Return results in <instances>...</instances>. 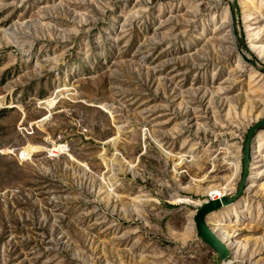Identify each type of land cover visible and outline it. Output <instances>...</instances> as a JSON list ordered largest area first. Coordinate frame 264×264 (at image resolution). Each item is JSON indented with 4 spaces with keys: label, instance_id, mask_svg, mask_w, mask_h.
<instances>
[{
    "label": "rangeland",
    "instance_id": "rangeland-1",
    "mask_svg": "<svg viewBox=\"0 0 264 264\" xmlns=\"http://www.w3.org/2000/svg\"><path fill=\"white\" fill-rule=\"evenodd\" d=\"M1 110L0 264H264V0H0Z\"/></svg>",
    "mask_w": 264,
    "mask_h": 264
},
{
    "label": "water",
    "instance_id": "water-1",
    "mask_svg": "<svg viewBox=\"0 0 264 264\" xmlns=\"http://www.w3.org/2000/svg\"><path fill=\"white\" fill-rule=\"evenodd\" d=\"M263 126L264 119L254 124L249 129V132L247 134V140L245 144L246 151L243 159V178L239 193L241 192L242 185L246 179V171L249 161V148L252 137ZM237 196L238 195L229 196L223 194V196H219L218 198H210L199 205L194 215V226L196 229L197 236L217 253L222 264H225L226 260L230 256V249L228 248L227 244L216 233V230H214L210 226L208 222V216L211 213L232 204Z\"/></svg>",
    "mask_w": 264,
    "mask_h": 264
},
{
    "label": "bare ground",
    "instance_id": "bare-ground-1",
    "mask_svg": "<svg viewBox=\"0 0 264 264\" xmlns=\"http://www.w3.org/2000/svg\"><path fill=\"white\" fill-rule=\"evenodd\" d=\"M33 150H35V149H33ZM167 153H168V151H167ZM169 153L171 154V152H169ZM239 169H240V165L239 164H236V174H237V172H238ZM228 190L229 189H227V188H225L223 190L222 189H219V188H213L209 192H210V194L215 195L218 198L219 196H222ZM220 236H221L220 238L223 241L229 240L228 239L229 238V233L227 231L222 232Z\"/></svg>",
    "mask_w": 264,
    "mask_h": 264
},
{
    "label": "built area",
    "instance_id": "built-area-1",
    "mask_svg": "<svg viewBox=\"0 0 264 264\" xmlns=\"http://www.w3.org/2000/svg\"><path fill=\"white\" fill-rule=\"evenodd\" d=\"M23 154H24V152H23V151H21V152H20V157H21V156H23ZM210 198H216V196H215V195H212V194H210Z\"/></svg>",
    "mask_w": 264,
    "mask_h": 264
},
{
    "label": "trees",
    "instance_id": "trees-1",
    "mask_svg": "<svg viewBox=\"0 0 264 264\" xmlns=\"http://www.w3.org/2000/svg\"><path fill=\"white\" fill-rule=\"evenodd\" d=\"M3 111H5V110H1L0 112H3Z\"/></svg>",
    "mask_w": 264,
    "mask_h": 264
}]
</instances>
